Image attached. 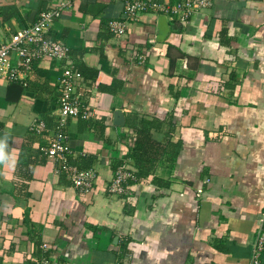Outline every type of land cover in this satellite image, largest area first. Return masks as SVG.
Returning <instances> with one entry per match:
<instances>
[{
    "label": "crops",
    "instance_id": "crops-1",
    "mask_svg": "<svg viewBox=\"0 0 264 264\" xmlns=\"http://www.w3.org/2000/svg\"><path fill=\"white\" fill-rule=\"evenodd\" d=\"M59 1L0 0V43ZM212 1L187 22L142 14L114 36L123 0H74L51 26L92 83L89 117L68 123L72 158L93 159L91 193L55 172L47 136L29 130L52 122L62 64L36 63L25 86L0 78V264H250L264 209V0ZM133 115L164 122L151 135L169 153L110 197L115 168L133 164Z\"/></svg>",
    "mask_w": 264,
    "mask_h": 264
},
{
    "label": "built area",
    "instance_id": "built-area-1",
    "mask_svg": "<svg viewBox=\"0 0 264 264\" xmlns=\"http://www.w3.org/2000/svg\"><path fill=\"white\" fill-rule=\"evenodd\" d=\"M74 0H62L49 9L39 13L37 20L12 33L6 41L0 43V78L18 81L26 85V75L31 73L39 62L57 61L62 64L56 83L57 99L53 108V123L44 119L32 121L31 133L46 135V142L40 150L51 159L56 167L55 172L64 174L81 194L91 193L96 179V172L91 169H80L71 162L72 153L68 148L70 118L89 117V110L82 98L86 90L84 77L79 69V60L61 40L49 35L51 26L58 20L65 8ZM124 9L120 18L108 22L107 30L114 36L125 35L129 23L140 21L142 14H162L169 20L187 22L195 13H203L213 5L212 0H123ZM16 61L12 63V58ZM141 61L145 55H137ZM135 168L130 164H120L106 185L110 197L126 196L130 185L138 183ZM264 253V209L257 220L255 239L250 254V264H263ZM37 264H53L42 256Z\"/></svg>",
    "mask_w": 264,
    "mask_h": 264
},
{
    "label": "trees",
    "instance_id": "trees-1",
    "mask_svg": "<svg viewBox=\"0 0 264 264\" xmlns=\"http://www.w3.org/2000/svg\"><path fill=\"white\" fill-rule=\"evenodd\" d=\"M50 34L51 33H49V35ZM79 69L83 74L84 70L82 69V67H80V65H79ZM84 83L86 86L87 85L90 86V84H92L87 80V77H84ZM101 89H107V88L101 87ZM52 123L53 121L48 122V124L50 125ZM163 123L164 122L159 119H149L144 116L138 117L137 115L131 116L128 120V127L130 132L129 134L132 140V147H131L132 153L130 156H131V160L133 161L132 166L136 170L135 175L137 177V182L139 183L146 181L148 176L151 175L152 172L154 171L156 164L159 162L161 156L163 154L169 153L167 152V149L165 148L162 149V145L154 141L151 135V131L153 129L161 130ZM169 134L170 133H168L167 135L166 146H175L177 150L179 144L171 143ZM175 151L173 152L174 156L176 154ZM92 160H93L92 157H77L76 159L71 158V162L80 169H91ZM61 177L66 178L64 174H61ZM122 251H124V249ZM119 255L117 257L116 264H124L122 257Z\"/></svg>",
    "mask_w": 264,
    "mask_h": 264
},
{
    "label": "water",
    "instance_id": "water-1",
    "mask_svg": "<svg viewBox=\"0 0 264 264\" xmlns=\"http://www.w3.org/2000/svg\"><path fill=\"white\" fill-rule=\"evenodd\" d=\"M164 21H165V18L162 16L160 18V21H159V30H160V32H165L166 31V25H165Z\"/></svg>",
    "mask_w": 264,
    "mask_h": 264
},
{
    "label": "clouds",
    "instance_id": "clouds-1",
    "mask_svg": "<svg viewBox=\"0 0 264 264\" xmlns=\"http://www.w3.org/2000/svg\"><path fill=\"white\" fill-rule=\"evenodd\" d=\"M4 147H5V142L0 141V159H6V156L3 153Z\"/></svg>",
    "mask_w": 264,
    "mask_h": 264
}]
</instances>
